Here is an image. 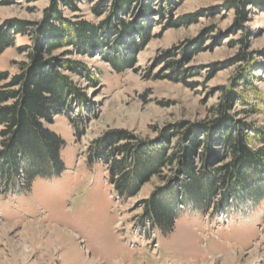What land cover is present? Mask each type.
Here are the masks:
<instances>
[{
  "label": "rangeland",
  "instance_id": "374dc122",
  "mask_svg": "<svg viewBox=\"0 0 264 264\" xmlns=\"http://www.w3.org/2000/svg\"><path fill=\"white\" fill-rule=\"evenodd\" d=\"M226 1L230 0H184L173 12L174 19L193 13L205 16L177 28L155 26L140 51L131 53L125 47V55L133 60L128 66L122 64L120 71L97 52L70 56L87 64L95 82L68 74L86 102L80 107L76 99H69L49 126L65 142L61 175L50 183H28L19 176L22 193L0 198V264H264V172L261 180L252 183L259 191L256 196L242 191L225 203L216 196L206 207L194 204L197 208L178 202L172 227L163 232L147 222L143 200L164 180L151 178L134 197L118 198L108 182L107 164L87 162L93 144L108 131L125 130L137 142L156 146L167 135L168 148L173 150L177 124L213 119L220 87H229L242 67L232 64L242 47L238 41L247 39L249 53H264V10L248 7L243 31L234 27V12L222 10ZM76 3L81 19L99 21L88 11L91 3ZM48 4L49 0H0V24L13 18L37 22ZM74 15L65 13L70 19ZM199 37H203L202 50L184 66L191 75L186 82L196 87L166 79L165 52L174 55L171 61H178L181 50ZM29 45L27 37L17 35L13 46L0 54V72L17 73V64L26 61L19 48ZM254 58L261 63L260 56ZM253 74L259 77L254 84L264 95V72ZM243 109L236 105L233 111ZM258 109L260 115L238 118L264 129V106ZM252 143L253 148L259 146ZM162 175L170 177V168Z\"/></svg>",
  "mask_w": 264,
  "mask_h": 264
},
{
  "label": "trees",
  "instance_id": "16d2710c",
  "mask_svg": "<svg viewBox=\"0 0 264 264\" xmlns=\"http://www.w3.org/2000/svg\"><path fill=\"white\" fill-rule=\"evenodd\" d=\"M76 1L91 3L88 11L99 21L81 19ZM183 1L49 0L37 22L13 18L0 24V54L13 46L17 35L31 42L19 48L26 53V61L17 64V73L0 72V198L7 200L11 194L22 193L19 176L28 183L33 180L50 183L63 171L60 153L65 142L49 126L53 117L65 110L69 99H76L80 107L86 102L85 94L68 74L89 84L95 82L87 64L70 56L74 53L91 56L97 52L120 71L133 60L130 54L125 55V47L131 53L140 51L152 38L151 29L155 26L167 30L196 23L205 16L193 13L174 19L173 12ZM248 7L264 10V0H230L222 10L233 11L234 27L244 31ZM66 12L76 15L70 19ZM238 42L242 47L232 64L239 63L242 67L229 87H220V100L212 108L213 119L186 126L177 124L173 150L168 148L167 135L156 146L137 142L125 130H112L95 142L87 155L89 164H107L108 182L118 198L134 197L151 178L164 180L162 186L143 200L147 222L163 232L170 231L178 202L206 207L216 196L225 203L242 191L251 196L259 193L252 183L255 178L258 181L263 178L264 129L238 116L261 114L258 106H264V95L254 84L259 77L253 72H264V53L247 52V39ZM202 44L203 37L192 40L187 49L181 50L178 61H171L174 55L165 52L169 71L165 78L195 88L196 83L186 82L191 75L184 66L186 60L202 50ZM58 50L62 52L55 55ZM255 55L261 57L260 64ZM208 70L214 71L211 67ZM236 105L246 109L234 113ZM252 141L259 146L253 148ZM166 168H170V177L162 175Z\"/></svg>",
  "mask_w": 264,
  "mask_h": 264
}]
</instances>
